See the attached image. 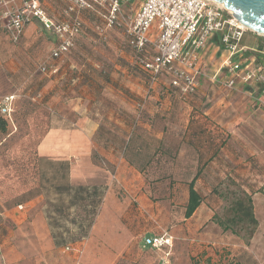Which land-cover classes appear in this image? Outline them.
<instances>
[{
  "label": "rangeland",
  "instance_id": "rangeland-1",
  "mask_svg": "<svg viewBox=\"0 0 264 264\" xmlns=\"http://www.w3.org/2000/svg\"><path fill=\"white\" fill-rule=\"evenodd\" d=\"M16 6L15 0L0 6V119L5 122V132L0 131V264H162L163 260L165 264H264V106L260 104L263 87L258 83H238L233 90L220 89L212 80L214 76L223 77L221 67L227 53L212 48L199 67L201 75L196 79L195 99L190 103L176 93L170 106L169 101L161 102V93L165 96L174 92L168 89L166 77L156 84H146L153 97L152 89L160 85V102H143L142 94H136V90L133 94L122 91L121 96L105 90L98 95L100 86L96 82L79 90L88 96L84 105L90 112L102 108L131 111L136 124L142 118L153 124L150 130L140 127L128 134L108 119L104 124L113 137L114 150L139 173L140 176L134 173L136 178L130 186L140 189L138 194H142L143 201L126 192L115 175V180L110 179L108 194L105 184L96 185L104 190L88 236L69 245V249L64 244L55 246L51 236L54 228L60 232L74 227L72 222L86 223L88 218L81 221L84 219L77 215L84 216L79 209L63 215L54 212L59 198L51 187V166L38 160L61 159L55 157L62 155V131L53 134L51 130L54 126H78L73 113L75 102L69 99L76 93L71 78L77 74L85 77L83 70L88 68L80 72L62 69L65 56L72 53L80 36L74 48L54 62L49 55L55 38L39 25L32 31L25 29L20 40L12 42L4 28L3 14ZM84 18L93 27L94 18ZM242 39L241 44L256 50L264 46L263 38L250 31ZM108 40L90 42L80 59L95 58L114 65L119 53L113 45L105 44ZM125 52L136 67L134 74L144 80L135 54L130 49ZM252 56L258 63L264 60L256 52L246 55ZM46 63L55 66L57 72L41 73L39 69ZM113 71L117 77L119 73L114 68ZM125 95L130 101L122 100ZM7 97L12 98L10 118L1 113ZM187 104L202 111L209 109L218 118L209 121L211 125L203 122L204 126L191 124L196 120L188 119L185 128ZM170 108L178 114L175 116ZM144 111H152L153 116L143 117ZM218 145L223 151L217 149ZM215 151L218 156L212 163L201 161V157L205 160ZM92 166L105 169L100 161ZM84 170V164L76 165L74 178L82 177ZM198 172L195 188L204 206L196 217L184 219L187 184ZM240 190L251 195L258 221L248 242L223 232L215 222V217L223 219L233 195ZM163 233L172 237L170 247L159 251L142 247L146 238ZM86 241L90 244H81ZM110 252L122 255L115 260Z\"/></svg>",
  "mask_w": 264,
  "mask_h": 264
},
{
  "label": "built area",
  "instance_id": "built-area-1",
  "mask_svg": "<svg viewBox=\"0 0 264 264\" xmlns=\"http://www.w3.org/2000/svg\"><path fill=\"white\" fill-rule=\"evenodd\" d=\"M17 6L4 12V28L9 39L17 43L26 27L37 22L55 38L49 60L57 61L75 46L84 32V15L94 18L93 31L103 42L111 31L122 33L124 43L136 57V65L156 84L161 77L169 79L168 87L181 97L196 92L200 55L214 39L227 56L222 62L223 77L213 83L224 91L233 90L238 83L262 85L261 106H264V60L258 63L247 53H263L243 46V28L222 5L213 0H65L62 20H53L38 0H15ZM10 2L0 0V6ZM262 37V36H261ZM264 40V37H262ZM43 74H55L50 63L40 67ZM12 98L7 97L1 113L10 118ZM115 180V173L111 177ZM22 209V207H19ZM172 237L167 233L146 238L143 248L161 250L170 247ZM71 247H66L69 249ZM167 256V255H166ZM163 260L162 264H165Z\"/></svg>",
  "mask_w": 264,
  "mask_h": 264
},
{
  "label": "crops",
  "instance_id": "crops-1",
  "mask_svg": "<svg viewBox=\"0 0 264 264\" xmlns=\"http://www.w3.org/2000/svg\"><path fill=\"white\" fill-rule=\"evenodd\" d=\"M39 3L42 5V7L47 11V14L49 17H51L53 20H62L64 18V11L66 8V2L65 0H38ZM10 2H13L11 0ZM84 24L87 27V30H85L80 37L76 41V46L73 49L72 53L65 56L64 63L62 66V69L67 71L68 69H75L78 70L77 72H80L79 70L86 67L88 68L87 71L83 70V74H85V77L82 75H76L74 78H71V82H75L74 87L76 93L69 97L70 102H75L74 107V114L77 117H74L77 122V127L72 128L70 127H61L58 126L57 128H54L51 130L53 134L59 133L58 131H62V137H61V147H62V155L60 157H55L60 160L68 161L70 164V179L72 183L77 184H84V185H99V184H105L107 188V194L111 191L112 183H111V177L109 173L105 169H100L95 166H92V154L96 151V155L99 159L105 160L108 164L111 165L112 169H115V175L116 179H118V184L122 186L128 192L129 194H135L137 195V200L143 201L142 194H138L140 189L136 188V190L133 189V187L130 186L131 183H133L135 180V174H138L134 168H132L129 163V161L124 158L122 154H119V152L115 151L114 148L116 147L115 143L113 142V137H111L110 134H108V130L103 129L105 120L108 119L112 121L114 124L120 126V128L128 133H132L135 131V129L144 127L147 130H150L154 128L153 124L150 122H146L144 118L140 119V123H137L132 120L134 119L131 111H120L118 109H97L93 112H90L85 107V100H88V96L85 94H82L81 89L91 87L94 82L98 83L100 88L97 91L98 95H103L101 93L102 91L109 90L113 92L115 95H122V91H127L133 94V92L136 90V94H142L140 95L141 98L146 101L147 100H156L160 102L161 100L158 98V94L160 92V85H157L156 89H152L155 92L154 97L151 96L149 93V90L147 89V83L146 80L142 79L140 76L135 75L132 71L134 67L132 63L131 56L127 55L125 51L129 50L125 43L124 38L122 36V33L118 30L111 31L109 34V42L105 43L106 45L110 46L113 45L115 48H117L119 53V58L114 62V65H108L107 63H104L103 61L95 58H85L80 59V56L83 57V50L86 49V46H90V42H94L97 40V36L95 35L93 28L87 24L88 20L85 18L83 19ZM37 25V22L30 24L26 30L34 29ZM40 26V25H39ZM37 28V27H36ZM35 28V29H36ZM27 34V33H26ZM243 45V44H242ZM246 46V45H243ZM251 48L250 46H247ZM212 48L213 50L221 49L223 52L224 49L221 48L218 39H214L210 44L207 46V49L200 55L199 61H198V67L204 64V60H206L205 56L207 52ZM253 49V48H252ZM256 50V49H254ZM259 53L264 52V46L263 48L260 46L259 49H257ZM112 66V67H111ZM132 67V68H131ZM61 69V67H59ZM113 68L116 69V71L119 73L117 77L114 76ZM61 69V71H62ZM92 69V70H91ZM89 72L91 73L89 75ZM113 72V73H112ZM95 73V74H94ZM96 77L94 78V76ZM113 76V77H112ZM61 79V78H60ZM77 82V83H76ZM169 89V87H168ZM167 91H165L166 93ZM168 93V92H167ZM170 94H166L164 96V92L161 93V102L169 101L168 105L170 106V101L174 100L175 96ZM177 94V93H176ZM178 95V94H177ZM171 96V98H170ZM125 98H122L124 102L130 101V99L126 98L127 95L124 96ZM132 97H134L132 95ZM90 100V99H89ZM133 102V100H131ZM188 105V104H187ZM188 105V107L185 109L184 115L186 114L187 122L185 125V128L188 126V119L196 120L194 123L204 126L203 122L208 123L209 121H214L218 118L217 113H214L213 111L205 110H199L195 109L192 106ZM198 112H197V111ZM71 111V110H70ZM171 112H174L175 116L178 114V112L174 111L172 108H170ZM157 111H155L156 113ZM145 114H148L149 116H153L152 111H145L142 113V116L144 117ZM215 114V116H214ZM217 117V118H216ZM64 120H66L68 123L69 120L65 119L64 117H61ZM198 120V121H197ZM145 123V124H143ZM206 125V128L209 130H212V128ZM165 126V124H164ZM214 127V125H213ZM104 132L103 137L99 141H95V135L98 132ZM220 148V151H223V149L218 145L217 149ZM219 151V152H220ZM218 156V151L213 152L212 155H210L207 159L204 157H201V161L212 163ZM198 158V157H197ZM84 164L85 170L84 175L82 177H79L77 180L74 178V170L76 169V165ZM140 176V175H139ZM132 188V189H131ZM142 188V187H140ZM204 204L203 202L199 206V208L195 211V213L189 218L191 220L192 218L196 217V214L198 211H200L203 208ZM81 244H90V241L81 242ZM122 254L117 253L112 254L110 252L111 259H119Z\"/></svg>",
  "mask_w": 264,
  "mask_h": 264
},
{
  "label": "trees",
  "instance_id": "trees-1",
  "mask_svg": "<svg viewBox=\"0 0 264 264\" xmlns=\"http://www.w3.org/2000/svg\"><path fill=\"white\" fill-rule=\"evenodd\" d=\"M84 28L85 30H87L85 24ZM221 48L223 49L222 46ZM138 71L141 72L139 69ZM141 73L144 75L146 83L149 84L148 77L143 72ZM172 91L177 93L173 89ZM195 93L187 95L185 97H181L178 93L177 94L182 100L190 103L193 99H195ZM193 108L198 109L196 107ZM194 123L192 122L191 124ZM57 127L58 126H54L52 129ZM0 131L5 132V122L2 119H0ZM103 133L104 132L99 131L95 135V141H99L101 137H103ZM92 161H100L105 170L109 173L110 177H112L115 169H112L111 165L108 164L105 160L99 159L96 155V151L92 154ZM38 162H46L51 166V187L55 190L56 196L59 198L57 205L53 206L54 212L58 213L59 215H63L66 214V212H68L69 210L79 209L81 212H83L84 217H80L79 215H77V217H79L80 219H84H81V221H86L85 218H88V222H72L71 224L74 227H65L60 232L54 231L55 228L53 229L51 236L55 246L64 244L66 245L65 248L70 247L69 245L75 244L76 241L84 239L88 236L89 231L94 223L96 209L101 203L103 195L102 190H104V188L96 185L93 186L72 183L70 179V164L68 161L45 159L38 160ZM106 164L109 165L108 168L105 166ZM199 174L200 173L198 172L187 184V199L183 214L184 219L191 218V216L203 202L200 194L195 188V184L198 180ZM232 183L234 182L231 181V184ZM62 197H65L66 199L64 200L62 199ZM89 200H92L91 203H89ZM20 204L21 203H17L16 205L20 206ZM50 204L51 203H49V206H51ZM88 209H90V211ZM47 218L50 220V217ZM215 222L223 232H230L232 235L242 238L248 242L253 237L258 226V221L254 214L251 195L247 193L246 190L238 191L237 194L233 195V199L230 201L229 207L227 208L223 219L215 217Z\"/></svg>",
  "mask_w": 264,
  "mask_h": 264
},
{
  "label": "water",
  "instance_id": "water-1",
  "mask_svg": "<svg viewBox=\"0 0 264 264\" xmlns=\"http://www.w3.org/2000/svg\"><path fill=\"white\" fill-rule=\"evenodd\" d=\"M248 31L264 37V0H213Z\"/></svg>",
  "mask_w": 264,
  "mask_h": 264
},
{
  "label": "bare ground",
  "instance_id": "bare-ground-1",
  "mask_svg": "<svg viewBox=\"0 0 264 264\" xmlns=\"http://www.w3.org/2000/svg\"><path fill=\"white\" fill-rule=\"evenodd\" d=\"M242 26V25H241ZM243 27V26H242ZM244 28V27H243Z\"/></svg>",
  "mask_w": 264,
  "mask_h": 264
}]
</instances>
